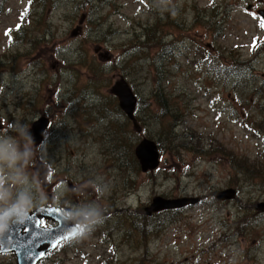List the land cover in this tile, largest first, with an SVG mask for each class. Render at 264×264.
<instances>
[{"label":"rangeland","instance_id":"rangeland-1","mask_svg":"<svg viewBox=\"0 0 264 264\" xmlns=\"http://www.w3.org/2000/svg\"><path fill=\"white\" fill-rule=\"evenodd\" d=\"M85 2L0 0V133L20 122L34 136L49 118L33 163L45 203L105 209L102 226L45 264H264V0H173L175 19L152 0ZM121 77L139 97L137 135L110 91ZM161 90L172 117L158 115ZM160 133V165L143 172L135 147ZM243 158L250 175L236 173ZM231 187L236 198L216 197ZM156 196L200 201L145 215Z\"/></svg>","mask_w":264,"mask_h":264},{"label":"clouds","instance_id":"clouds-1","mask_svg":"<svg viewBox=\"0 0 264 264\" xmlns=\"http://www.w3.org/2000/svg\"><path fill=\"white\" fill-rule=\"evenodd\" d=\"M154 10L169 12L178 18L179 7L173 0H152ZM47 138L37 145L29 126L15 123L8 132L0 133V237L5 236L14 225L26 221L29 213L46 202L39 174L33 163L41 154ZM101 195L107 194L109 186L101 178L90 182ZM65 210L68 225H79L80 235L87 237L105 222V209L95 201L72 206Z\"/></svg>","mask_w":264,"mask_h":264},{"label":"water","instance_id":"water-1","mask_svg":"<svg viewBox=\"0 0 264 264\" xmlns=\"http://www.w3.org/2000/svg\"><path fill=\"white\" fill-rule=\"evenodd\" d=\"M261 15L264 17V11H261ZM79 29H81L80 26L73 33L76 35ZM111 92L118 97L121 109L139 131L140 126L136 116L139 97L131 83L126 77H121L114 82ZM49 124L50 119L46 116H41L33 122L32 131L36 142L43 140ZM135 154L143 172L155 171L160 165L161 152L155 139L143 137L135 147ZM236 194L237 189L231 187L216 193V197L221 200L234 199L237 197ZM199 201L200 199L196 197L156 196L152 203L145 207V214L152 215L164 209L183 208ZM51 209L53 208L43 205L31 211L25 222L14 225L5 236L0 237V254L15 253V264H38L60 242L75 236L79 225L66 224L64 214H53ZM256 209L264 212V202L257 204ZM42 218L53 219L57 221V225L44 227L41 225Z\"/></svg>","mask_w":264,"mask_h":264},{"label":"trees","instance_id":"trees-1","mask_svg":"<svg viewBox=\"0 0 264 264\" xmlns=\"http://www.w3.org/2000/svg\"><path fill=\"white\" fill-rule=\"evenodd\" d=\"M89 1H91V0H86V2L85 3H88ZM214 16L215 15H204L203 17L201 16V19L202 20H204V21H206V20H210L209 21V23H210V31L211 30H213V29H216V27H215V24H216V22H215V20H214ZM200 16H197L196 17V19L197 18H199ZM205 17V18H204ZM206 18H208V19H206ZM172 23H173V21H172ZM213 24V25H212ZM157 23L156 24H154V25H152L150 28H149V30H150V33L151 32H154V35L153 34H150L149 36H150V38H152L151 37V35L152 36H158V35H156V31L157 32H160L161 31V29H157ZM217 31L219 32V29H217ZM22 32V29H20L19 30V33H21ZM216 43H217V41H215ZM219 45V43H217V46ZM145 46H147L149 49L151 48V47H149L148 45H144L143 47H138V48H144ZM135 47H137L136 45L134 46V48ZM223 53L224 52H220V51H218L217 52V56H223ZM234 66H235V62L234 63H231V64H228V65H224V66H220V67H218V68H222L223 70H225L226 72L227 71H230L231 69H233L234 68ZM172 103H173V101L172 100H170L168 97H167V95L165 94V92L163 91V90H161L159 93H155V104H158L157 106H158V115H159V117H160V119H164L165 117H172V115H174V113L175 112H172L173 110H172V108H171V105H172ZM172 115H171V114ZM136 115H138V114H136ZM137 119H138V121L140 122L141 120H142V118L140 117V116H137ZM132 121V120H131ZM172 123V121H170V124ZM134 124V123H133ZM169 124V125H170ZM169 125H167L166 127H164L162 130H163V132H168L167 131V127L169 126ZM173 126V125H172ZM173 129H174V127H173ZM173 129H172V131H169L168 132V134H172L173 133ZM132 131H133V133L135 134V135H137V129H135V127L133 126V128H132ZM173 135V134H172ZM164 137H162L161 136V133H160V135H159V137L157 138V143H158V145L159 146H162V139H163ZM243 159H245V161H243L244 163H243V165L242 166H239V169H240V172H239V170L237 169V171H236V173L238 174V173H248L249 172V167H250V165H248V160L246 159V158H243ZM135 161H136V163H139V162H137V160L135 159ZM251 172V171H250ZM250 172H249V174L248 175H250ZM248 175H247V177H248ZM253 178V177H252ZM145 211V210H144ZM146 215V214H145Z\"/></svg>","mask_w":264,"mask_h":264},{"label":"flooded vegetation","instance_id":"flooded-vegetation-1","mask_svg":"<svg viewBox=\"0 0 264 264\" xmlns=\"http://www.w3.org/2000/svg\"><path fill=\"white\" fill-rule=\"evenodd\" d=\"M47 206V207H51L53 209H51V212L53 214L55 213H60V214H64L65 215V210L68 209L69 211H72L73 208H72V204L69 202V201H66L62 198H60L58 201H52V202H48V203H44V204H41L40 206H38L37 208L41 207V206ZM37 208H34L32 211L36 210ZM41 225L42 226H45V227H54L57 225V222L53 219H50V218H42L41 219ZM82 232V229L81 227L79 226V233L63 242H61L53 251L49 252L48 254H46V256L39 261L38 264H45L47 261H48V258L54 254L56 251H60L66 244H71V242L75 241L76 239L79 238L80 236V233ZM11 253L12 255H14L15 259H16V256H15V253L13 252H9ZM16 262V260H15ZM13 262L11 263H8V264H12ZM14 264V263H13Z\"/></svg>","mask_w":264,"mask_h":264},{"label":"bare ground","instance_id":"bare-ground-1","mask_svg":"<svg viewBox=\"0 0 264 264\" xmlns=\"http://www.w3.org/2000/svg\"><path fill=\"white\" fill-rule=\"evenodd\" d=\"M171 108H172L173 111L176 110V107L173 104L171 105Z\"/></svg>","mask_w":264,"mask_h":264}]
</instances>
